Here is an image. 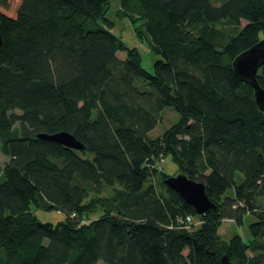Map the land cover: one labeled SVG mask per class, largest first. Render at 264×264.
I'll return each mask as SVG.
<instances>
[{"label":"trees","instance_id":"16d2710c","mask_svg":"<svg viewBox=\"0 0 264 264\" xmlns=\"http://www.w3.org/2000/svg\"><path fill=\"white\" fill-rule=\"evenodd\" d=\"M110 1L0 0V264H264V111L232 64L264 38V0H119L118 15L142 20L153 71L113 31ZM242 20L220 43L216 25ZM166 107L181 120L149 138ZM62 130L84 149L37 136ZM161 155L216 207L197 214L168 187ZM247 214L249 241L220 237L223 218ZM187 215L202 223L181 226Z\"/></svg>","mask_w":264,"mask_h":264},{"label":"rangeland","instance_id":"374dc122","mask_svg":"<svg viewBox=\"0 0 264 264\" xmlns=\"http://www.w3.org/2000/svg\"><path fill=\"white\" fill-rule=\"evenodd\" d=\"M120 8L119 0H111L109 3V9L107 13V17L115 22V26L113 31L120 36L129 46L136 47L138 51L142 54V62L143 65L149 70L153 71V63L156 60V56L151 52V49L147 42L141 41L138 36L137 27L140 26V20L138 16L135 21H132L129 17L120 16L117 14ZM246 24V21L242 20V23L238 26L229 24L227 22H221L216 25L217 29L221 31V38L219 39L220 43H225L231 39L232 36L237 34L239 30ZM120 56L126 57V53L120 51ZM263 72V66L259 69V73ZM181 120V114L173 107H166L160 115V119L157 125L149 132V138H156L161 136L165 130L171 125L178 123ZM18 125V124H16ZM82 155L83 153L80 152ZM85 156L92 158L93 155L88 151L85 153ZM9 161V157L2 153L0 149V162L4 165ZM158 171H163L166 176L175 175L181 170L177 163H175L170 156H166V161L164 165H158ZM150 181L156 185V188L159 193H165L166 187L164 183V179L161 175H155L154 173L150 176ZM101 196L105 197L112 192L111 186L104 185ZM228 195H232V190L227 192ZM94 195V194H91ZM260 203L264 207V197H260ZM37 216L41 220H52L53 223L58 222L60 216L58 213L53 211H46L43 209H38L36 212ZM104 213V208L102 205H98L93 211L90 213L83 214L81 220L84 222L90 221L94 218L101 216ZM253 216L251 214H247L244 218V224H238L233 218L225 217L221 220L219 226V234L220 237L225 241H230V239L235 235H240L244 240L249 241L251 239L248 224L253 221ZM202 223V220L199 216H196L193 224L185 227L189 230H194V228L198 227ZM4 252V250H0ZM5 253V252H4ZM251 254V251L248 252ZM98 264H105L103 261H99ZM222 264H228L227 260H224Z\"/></svg>","mask_w":264,"mask_h":264},{"label":"water","instance_id":"95a60500","mask_svg":"<svg viewBox=\"0 0 264 264\" xmlns=\"http://www.w3.org/2000/svg\"><path fill=\"white\" fill-rule=\"evenodd\" d=\"M1 45L2 34L0 32V47ZM232 64L240 80L253 87L256 103L260 110L264 111V87L258 81V70L264 64V38L238 54ZM37 136L77 150L84 149L82 142L66 130L55 133L39 132ZM165 183L174 189L186 203L193 205L197 214L205 213L216 207V203L210 199L206 192L205 184L189 177L185 172L167 176ZM224 260L226 259L223 258V262Z\"/></svg>","mask_w":264,"mask_h":264},{"label":"built area","instance_id":"2783aa9c","mask_svg":"<svg viewBox=\"0 0 264 264\" xmlns=\"http://www.w3.org/2000/svg\"><path fill=\"white\" fill-rule=\"evenodd\" d=\"M166 161V156L164 155H161L159 159H157V162H156V166L160 165H164ZM194 219H195V216L193 215H187L186 217H181V218H178V223L183 226V227H187L191 224H193L194 222Z\"/></svg>","mask_w":264,"mask_h":264},{"label":"crops","instance_id":"0c3cea01","mask_svg":"<svg viewBox=\"0 0 264 264\" xmlns=\"http://www.w3.org/2000/svg\"><path fill=\"white\" fill-rule=\"evenodd\" d=\"M33 210V212L35 213L38 209H35V208H33L32 209ZM40 210V209H39ZM53 212H56V213H58L59 214V216H60V220H63L64 218H65V215L62 213V212H60V211H53ZM36 214V213H35ZM37 215V214H36ZM39 218V217H38ZM40 219V218H39ZM41 220V219H40ZM42 221H45V220H42ZM48 221H50V222H53L52 220H48Z\"/></svg>","mask_w":264,"mask_h":264}]
</instances>
